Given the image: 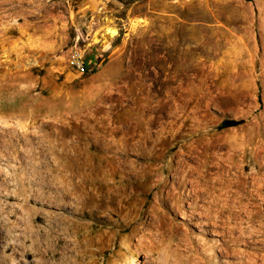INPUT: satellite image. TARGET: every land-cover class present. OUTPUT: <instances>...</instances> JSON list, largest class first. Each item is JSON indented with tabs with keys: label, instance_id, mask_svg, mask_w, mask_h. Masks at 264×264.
I'll return each mask as SVG.
<instances>
[{
	"label": "rangeland",
	"instance_id": "1",
	"mask_svg": "<svg viewBox=\"0 0 264 264\" xmlns=\"http://www.w3.org/2000/svg\"><path fill=\"white\" fill-rule=\"evenodd\" d=\"M5 262L264 264V0H0Z\"/></svg>",
	"mask_w": 264,
	"mask_h": 264
},
{
	"label": "built area",
	"instance_id": "2",
	"mask_svg": "<svg viewBox=\"0 0 264 264\" xmlns=\"http://www.w3.org/2000/svg\"><path fill=\"white\" fill-rule=\"evenodd\" d=\"M67 66L81 75L89 74L94 69L92 61L88 60L84 50L78 46L71 48L67 57Z\"/></svg>",
	"mask_w": 264,
	"mask_h": 264
},
{
	"label": "trees",
	"instance_id": "3",
	"mask_svg": "<svg viewBox=\"0 0 264 264\" xmlns=\"http://www.w3.org/2000/svg\"><path fill=\"white\" fill-rule=\"evenodd\" d=\"M241 121H236V120H226L222 123V127H230V126H234L237 125L238 123H240Z\"/></svg>",
	"mask_w": 264,
	"mask_h": 264
},
{
	"label": "bare ground",
	"instance_id": "4",
	"mask_svg": "<svg viewBox=\"0 0 264 264\" xmlns=\"http://www.w3.org/2000/svg\"><path fill=\"white\" fill-rule=\"evenodd\" d=\"M7 241V240H6ZM4 263V262H3ZM6 263V262H5ZM7 264V263H6ZM15 264V263H14Z\"/></svg>",
	"mask_w": 264,
	"mask_h": 264
}]
</instances>
